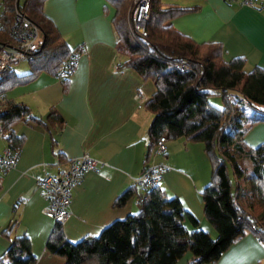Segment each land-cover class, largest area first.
I'll list each match as a JSON object with an SVG mask.
<instances>
[{"label": "crops", "instance_id": "0c3cea01", "mask_svg": "<svg viewBox=\"0 0 264 264\" xmlns=\"http://www.w3.org/2000/svg\"><path fill=\"white\" fill-rule=\"evenodd\" d=\"M253 1L254 7L249 8L236 0H161L164 5L196 8L170 25L195 43H219L224 62L243 57L245 71L264 69V0ZM105 7L103 0H46L42 7L45 18L70 50H80L65 90L59 78L40 74L3 95L10 104L26 106L32 117L43 122L53 108L62 123L60 129L48 123H29L25 118L16 123L13 134L22 137L23 143L15 167L0 174V232L9 226L10 239L25 236L34 264H64L44 249L54 222L43 215L46 200L39 181L64 174L68 161L82 154L96 164L80 176L71 191L69 218L61 224L67 241L95 237L113 221L136 214L138 189L123 207L115 208L113 203L148 166L159 168L157 185L195 217L197 228L216 236L203 217L199 195L209 177L202 145L166 140L164 155L152 154L144 163L146 130L152 118L144 104L154 87L121 66L125 59L115 50L110 23L113 10L106 7L104 12ZM263 132L264 124L254 125L244 136L245 144H264ZM5 146L0 138V151ZM182 227L185 233L193 229L186 220ZM8 246L0 235V257L11 263L4 256ZM193 259L185 252L175 264ZM211 264H264V247L246 233Z\"/></svg>", "mask_w": 264, "mask_h": 264}, {"label": "trees", "instance_id": "16d2710c", "mask_svg": "<svg viewBox=\"0 0 264 264\" xmlns=\"http://www.w3.org/2000/svg\"><path fill=\"white\" fill-rule=\"evenodd\" d=\"M0 1L4 6L0 43L8 39L15 7L41 33L38 50L27 62L29 71L19 76L13 72L2 74L0 95L34 81L40 74L59 78L64 91L80 50H70L45 18L42 7L46 0ZM103 1L113 10L110 23L115 50L125 59L121 66L142 81L153 83L154 92L144 104L152 116L146 130L144 163L154 154L162 136L167 141L182 139L202 145L209 177L199 195L203 217L216 236L211 238L197 228V220L178 199L167 197L156 185L145 191L136 214L113 221L95 237L69 242L61 224L54 222L44 242L45 251L64 264H175L185 252L194 258L188 264H211L246 233L264 247V144L251 148L244 142L254 125L264 123V69L252 67L245 71L243 57L224 62L219 43H195L170 25L173 19L195 12L194 7L149 0L146 36L135 37L129 34L125 22L133 0ZM210 96L219 97L220 108L208 104ZM23 118L58 129L62 125L53 108L43 122L32 117L26 106L6 101L0 111V126L2 139L13 150L20 149L23 139L16 137L12 128ZM228 169L236 181L234 192ZM240 180L243 188L239 187ZM135 191L132 186L127 188L116 197L113 207H123ZM183 220L192 226L191 232L183 231ZM10 228L3 229L0 235L9 242L4 256H9L11 263L4 262L2 256L0 264H34L29 240L25 236L10 239Z\"/></svg>", "mask_w": 264, "mask_h": 264}, {"label": "built area", "instance_id": "2783aa9c", "mask_svg": "<svg viewBox=\"0 0 264 264\" xmlns=\"http://www.w3.org/2000/svg\"><path fill=\"white\" fill-rule=\"evenodd\" d=\"M232 1V0H226ZM240 5L253 8V0H236ZM4 12V6L0 1V21ZM149 19V0H133L128 9L125 22L131 36L145 37V25ZM8 39L0 43V76L12 72V66L19 62H28L32 55L38 50L41 41V33L38 27L30 22L15 7L13 20L7 30ZM6 100L0 95V111ZM3 132L0 126V138ZM166 138L160 137L156 143L154 154L164 155ZM19 150H13L5 146L0 151V174H4L15 167ZM96 162L88 155L82 154L79 157L68 161L67 171L58 176H45L39 181V187L46 200L43 215L53 222L62 224L69 218L68 207L71 200V191L78 182L80 176L94 169ZM160 176L159 168L148 166L137 177L132 180V186L139 190L135 201L139 204L142 201L146 190L155 187ZM241 202H245L240 200Z\"/></svg>", "mask_w": 264, "mask_h": 264}, {"label": "rangeland", "instance_id": "374dc122", "mask_svg": "<svg viewBox=\"0 0 264 264\" xmlns=\"http://www.w3.org/2000/svg\"><path fill=\"white\" fill-rule=\"evenodd\" d=\"M29 71V67H28V64L26 62H19L15 65L12 66V72L14 75H22V74H25ZM207 102L209 105L213 106V107H217V108H220L221 107V103H220V100H219V97L218 96H210L208 99H207ZM244 111L246 113H249L251 114V111L250 110H246L244 109ZM260 124H264V123H260ZM264 134V132H263ZM259 144L257 145H254V146H249L251 148H255L257 147ZM242 165L244 167H248L246 163H242ZM228 174H229V178H230V181H231V190L232 192L235 191L236 189V181L232 178V174H231V171L230 169H228ZM239 183L241 185H244L243 181L240 180ZM211 238H214V236H212Z\"/></svg>", "mask_w": 264, "mask_h": 264}]
</instances>
